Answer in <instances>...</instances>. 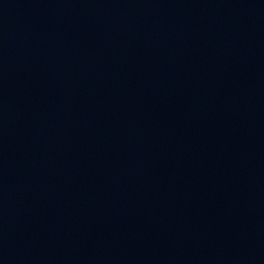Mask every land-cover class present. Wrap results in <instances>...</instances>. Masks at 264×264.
Returning <instances> with one entry per match:
<instances>
[{
    "label": "water",
    "instance_id": "95a60500",
    "mask_svg": "<svg viewBox=\"0 0 264 264\" xmlns=\"http://www.w3.org/2000/svg\"><path fill=\"white\" fill-rule=\"evenodd\" d=\"M72 0H0V59Z\"/></svg>",
    "mask_w": 264,
    "mask_h": 264
}]
</instances>
